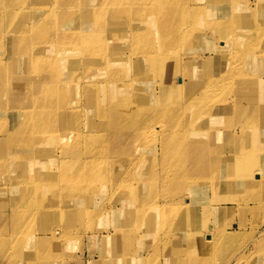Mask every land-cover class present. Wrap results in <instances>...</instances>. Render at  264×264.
<instances>
[{
    "label": "rangeland",
    "instance_id": "rangeland-1",
    "mask_svg": "<svg viewBox=\"0 0 264 264\" xmlns=\"http://www.w3.org/2000/svg\"><path fill=\"white\" fill-rule=\"evenodd\" d=\"M104 6H108V12L105 11L102 15L111 21L107 23L108 28H110L109 31H111L108 33H116L114 31L122 30L125 32L124 26L130 20L129 14L135 16L131 10H143V12L152 10L156 12L155 17H152L154 20L153 25L148 30L139 32L140 29H135L141 35L139 37L143 43L142 48H137V44H134L136 40H134V43L130 45V50H117L118 53L116 51L107 52L108 59L113 55L122 56L123 53L126 54L127 52L132 60L126 63L123 68L130 69L131 75L122 77V83L119 85L107 84L108 77H106L104 79L106 83L101 86L107 84L108 93H110V88L113 85L129 87L128 92L117 94L120 96L128 95L132 91L137 93L140 96L142 108L145 106L147 116L144 122L146 123L145 126L150 128L148 129L149 138H159V142H154L151 145L145 142L143 145L139 141H133L135 138L133 137L135 120L134 115L128 112V105L126 104L119 107L120 112L118 113L119 117H116L118 118L117 121L113 125L110 124L109 118L114 110L110 98L109 102L105 104L106 117L102 119L105 121V125L100 129L101 132L109 135L106 139L92 142L87 140L80 144L78 142L66 144L62 139L55 140L58 134L56 127L58 125L59 129L61 126L58 122H52L51 117H59V113L71 102L77 103L72 105L76 108L71 107L67 117L70 112L77 110L75 118L76 123L77 121L79 123L75 129H72L66 119L65 132L70 131L72 135L76 133L77 136L81 129L84 134H89L91 129L99 131L98 121L101 119L94 105L96 93L99 90V87H96L99 85H93L88 90H83L82 87H80L81 90H68L69 96L62 99L59 96L60 91L56 90L54 93L56 100L53 103H49L43 95L42 101L48 106L45 112L46 120L41 127L39 120L27 119V129L39 126V130L35 129L32 133V136L39 142L42 139L44 141L53 140L52 145L57 141L60 142L57 152L55 151L56 153L50 147L36 150L35 146L39 143L31 144L34 148L31 150L33 155H39L43 151L46 158V160H40L38 157L33 163L39 162V164H42L46 162V166H49L48 171H44L41 175V173L34 170V173L24 179L19 172L23 169L22 165L25 171L26 160L24 157L26 153L18 152L9 143L12 134L8 135L7 132H0V140L7 145H0V218L12 215L9 221L0 223V256L4 250V242L12 240L14 246L15 241L20 239V235L15 232V230H18L27 233L22 240L25 246V254L24 257L22 256V260L30 259L32 264L41 262L45 264H74L75 261H78L79 264H109L105 261L109 254L116 256L114 264H125L130 261L132 253L138 252L139 247L143 245V239H147L146 232L140 236L134 234H137L135 226L138 223L135 222L134 217H131L129 211L126 212L128 215L121 217V222L113 225L111 221L113 219L111 217L112 213L107 211V207L110 209L111 206L115 205L121 210L131 209V202L138 195L146 198L144 205L140 203L138 209H147L148 206L154 204L149 201L148 187L156 195L157 190H154V187L166 183V175L163 173L154 175V180H152V174L140 177V180L145 181L143 182L145 188L142 191L135 190L130 177L133 174L134 154L138 152L141 155L143 152L148 160V157L153 156L156 151L155 155L158 156L160 162L159 170L164 171L171 160H180L179 162L183 167L181 173H178L177 176H181L183 183L188 182L195 187L199 186V188L197 187L198 189L192 191L193 198L188 202L189 213L183 215L189 218L187 223L180 216H162V221L159 222L160 225L156 230V235H159L155 239L152 238L151 241H146V264H169V262L174 264L172 258H169V251L170 249L185 247V240L182 242L177 238H173L178 236L179 232L184 229L192 232V236L197 243L190 247L188 261L196 259L201 261L203 258L202 241H198L196 238L198 239V234H203L205 229L210 228L215 219L212 218L207 227L202 225V219L196 222L194 220L199 217L196 211L201 209L202 202L209 205L213 204L207 200V198L212 199L211 186L208 188L200 186L207 182L209 177H219V174L223 172L221 171L222 168H224V171L233 170V163L235 162L234 166H236L238 164L237 160L242 154L256 152L258 155H262L264 153V141L254 140L260 139L261 133L264 131L262 120L264 118V74L257 76L256 70L260 69L261 66H254L255 61H259L264 57L262 56L264 54V0H107ZM172 11L179 15L182 13L183 17L178 16L176 19H168L165 22L157 14ZM98 21L101 22L103 27V21L101 19ZM158 23L164 24L158 26L156 25ZM165 24L169 26L164 34L161 28ZM125 33L129 34L128 32ZM152 39L158 46V51L154 52L150 48L153 45ZM145 51L158 56L157 60L162 57L161 54L164 52L166 60L171 65L166 69L161 67L163 64L152 68L153 71L149 76L143 74V60L138 58L141 57L140 53ZM196 55L205 62H191V59ZM208 58H211V60L209 61ZM251 65H253V68L250 69ZM220 73L222 76L218 77ZM158 77L159 80L162 79L161 81L165 79V83L158 82ZM256 78L260 79L263 85L256 84L255 92L251 90V92L245 94L248 84L253 83ZM34 89L35 91L38 90V85L33 86L31 89L28 101L37 97L33 95ZM194 89L208 90L201 96L202 104L198 108L196 106L199 105H196L192 100L195 96ZM76 92H81V94L78 95ZM110 94L113 96V92ZM73 96H77L78 100L73 101ZM245 99L248 102L257 104L258 110L243 108ZM123 107L126 109H123ZM154 127L156 129L152 130ZM226 133H230L235 139H238L236 143L239 146L235 145V149L223 146L224 142L221 135ZM19 135L20 133H17L15 136ZM25 136L26 133H23L21 138L23 139ZM115 144L125 145L130 151V155L120 158L118 155L112 154ZM20 145H23V141L20 142ZM14 146H18V143H14ZM11 148L14 152L9 157L8 150ZM222 149L226 155L234 153L235 158L230 156L218 162L216 157H219V153L222 154ZM133 151L132 156L131 152ZM105 152H108V155L112 154L114 159L111 157L99 159V157L105 155ZM91 153H94L92 158H85L86 155ZM57 159L67 162L81 159V165L75 166L69 172L72 177L77 179L83 177L88 170L87 167L84 168V162L100 164L103 161L104 172L99 174L102 180L107 181V185L99 187L98 190L93 189L90 191V185H85V189H80L82 201H90L91 204L84 205L82 208L85 214L78 213L75 215L77 222H73L71 219V225L66 229H63L65 223L61 220V217H52L51 220L42 218L46 216L43 215L42 208L48 203L52 205L51 207L61 209L69 208L64 203L65 199H77L76 202H70L72 206L81 204L78 191L76 192L79 198H69L67 194H71V189L68 190L67 187L58 184L59 174L55 171L59 164ZM127 159L130 161H127ZM112 160H117L121 164L116 165ZM187 161H191L195 166H198L199 171L187 170L185 167ZM107 162L112 163L107 165ZM261 171L264 172V169L261 168ZM49 173L51 174L49 175ZM45 175L47 178H43ZM113 175L116 179L119 178L117 184L111 181ZM100 176L99 180H101ZM205 178L206 181H204ZM48 181H51V183ZM21 184L28 188L29 193L27 195L23 194ZM44 185H48V187H44ZM252 187L251 185L248 186L249 189ZM46 189L50 190L49 195L44 200H39L38 194ZM262 194H264V186L255 189L252 193L241 189L240 193L241 198L251 196L249 199L251 201L257 199V197H262ZM17 196H19L18 200ZM224 197L233 199L234 195H224L220 198ZM14 198H16L15 201L25 200L24 202L29 207L28 210L15 217L13 214V210L16 208V205H13L15 201L8 205ZM147 198L149 199L147 200ZM107 199L112 201V204H107L105 202ZM55 200L56 204L54 203ZM100 208L103 209V212L95 216L94 212ZM220 211H222L219 214L220 219H233L230 224L232 232H235L239 223L245 224L247 232H250V229L259 225L264 218V204L251 205L247 211L240 210L235 214L228 213L226 210ZM207 215L205 214V217ZM171 217V221L168 222L167 219ZM41 227L53 229L48 232L49 238L41 240L33 235L38 228L39 235H41L43 233ZM115 228H119L124 233V239H119V235H113ZM29 229H32V232L28 234ZM59 230H69V232L64 236H62L64 232L57 235ZM94 232L106 236L103 243L91 242L90 238L88 239L89 234ZM246 239L243 237L233 240L234 245H236L235 248L242 247ZM124 243L125 248L123 249ZM120 244H122V247ZM13 251L14 249L11 248L8 259L15 256ZM16 257L18 259L19 255H16ZM0 263L4 264L3 260Z\"/></svg>",
    "mask_w": 264,
    "mask_h": 264
},
{
    "label": "bare ground",
    "instance_id": "bare-ground-1",
    "mask_svg": "<svg viewBox=\"0 0 264 264\" xmlns=\"http://www.w3.org/2000/svg\"><path fill=\"white\" fill-rule=\"evenodd\" d=\"M104 3H107V0H0V132H7L8 135L12 134L9 138V143L12 144V147L18 152L26 153L24 157L26 160L25 171L22 165L23 169L19 172L24 179L34 173V170L42 175L44 171H48L49 168V166H46V162L42 164H39V162H36V164L33 163L38 157L40 160H46V158L44 157L45 154L43 155V151L40 152L39 155H33L31 150L34 148L31 144L39 143L35 146L36 150L50 147L54 153L57 152L60 145L58 141L52 145L51 142H53V140L44 141V139H42L41 142L37 141V139L32 136V133L35 129L39 130V126L27 129V119L39 120V125L42 127V124H44L46 120L45 112L48 108V106L44 104V101H42V96L44 95L49 103H53L56 100L54 96L56 90L60 91L59 96L62 99L69 96L68 90L80 89V87H82L83 90H88L93 87V85H99L96 87H99V90L96 93L94 105L101 120L98 121V132L95 131V129H91L89 134H84L81 129L82 133L79 132L77 136L76 133L72 135L70 131L65 132L66 119L69 127L72 129H75L76 125L79 123L78 121L76 123L75 118L77 110L70 112L67 117V113L71 111V107L76 108L72 105H76L77 103L71 102L63 108L59 113V117H51L52 122H58L61 126L59 129L58 125L56 127L58 134L55 140L62 139L66 144L75 142L80 144L87 140L92 142L106 139L109 135L105 132H101L100 129L105 125V121L102 119L106 117L107 109L105 104L109 102L108 100L110 98L112 99L111 105L113 104L112 108L114 109L109 118L110 124L113 125L117 121L118 118L116 117H119L118 113L120 112L119 107L126 104L128 105V112L134 115L135 120V128H133V137L135 138L133 141H139V143L143 145L145 142H148V145L159 142V138H149L150 133L148 129L150 128L145 126L146 123L144 119L147 114L144 109L145 106L144 108L141 106L140 96L133 91L125 96L117 95L120 92L125 93V91L128 92L130 90L129 87H119L115 85L122 83V77L131 75V70L123 68V66L129 63L132 58L128 56L127 52L126 54L123 53L122 56L113 55L110 59H108L107 55V52L116 51V53H118L117 50H130V45L134 43V40H136L134 44H137V48H142L143 43L139 37L141 36L139 32L148 30L149 27L153 25L154 20L152 17H155L156 12L152 10L146 12H143V10H131L135 16L129 14L130 20L128 24L124 26L126 29L125 32L129 34H126L123 30H113L116 33H108L111 31H109L110 28H108L107 23L111 21L102 15L105 11L108 12V6L105 7ZM157 14H159L165 22H167L168 19H176L178 16L183 17L182 13L179 15L174 11L169 13L159 12ZM99 19L103 21V27L101 26V22L98 21ZM112 20H114V18H112ZM162 24L164 23H158L156 25L160 26ZM168 26V24H165L164 27L161 28L164 34L167 32ZM137 28L140 29L139 32L135 31ZM152 43L153 45L150 46V48H152L154 52L158 51V46L154 43L153 39ZM109 45H111V47H109ZM140 54L141 57L138 59L143 60V74L145 75L149 76L153 71L152 68L162 64L161 67L164 69L171 65L168 60H166L164 52L161 54L162 57L158 60V56L148 51ZM262 56H264V54ZM201 59L202 58L196 55L191 59V62L204 63L205 61ZM208 59L209 61L211 60V58ZM254 63L255 67L257 65L261 66L260 69L256 71L257 76H262L264 74V57ZM251 68H253V65L250 66V69ZM221 76V73L218 74V77ZM106 77H108L107 84H115L110 88V93L113 92V96L108 93L107 84L106 86H101L106 83L104 80ZM159 79L158 77L157 80ZM161 80L158 82L165 83V79H163V81ZM260 81V79L256 78L253 83L248 84L245 94L251 92V90L255 92L256 84L260 83V86L263 85V82ZM37 85L38 90H33V95L37 97L28 101L31 89L33 86ZM205 90L206 89H194L195 96L192 100L196 105H199L196 106L197 108L202 104L200 100L201 96L208 91ZM76 94L80 95L81 92H76ZM72 99L73 101H77L78 97L73 96ZM244 103L243 108H251L254 111L258 110L257 104L248 102L246 99ZM238 107H240V105H238ZM123 109L126 108L123 107ZM262 120L264 123V118H262ZM154 129H156V127L152 130ZM17 133H20V135L15 136ZM23 133H26V136L22 139L21 136ZM261 134L260 139L254 140L264 141V131H262ZM221 136L224 142L223 146L229 149H235V145L239 146V144L236 143L238 139H235L232 134L226 133ZM21 141H23V145H20ZM228 142H230V144H228ZM14 143H18V146H14ZM0 145L7 146L1 140ZM114 148L112 154H116L120 158L130 155V151L125 145L115 144ZM8 151L9 157L12 156L14 152L13 149L11 148ZM155 153L156 151L153 153V156L150 155L147 160L143 152L141 155L138 152L135 154L134 151L131 152V155L133 156L134 154V156L133 174L130 177L134 183L135 190L139 189L142 191L145 188L143 183L145 181L140 180V177L152 174V180H154V175L159 173L166 175V183L154 187V190H157L156 195L154 194L155 192H151L150 187H148L150 199L147 198V200L149 199V201L154 204L148 206L147 209H138L140 203L144 205L146 201L144 196L138 195L136 199L132 200L130 205L131 209L121 210L115 205L113 207L111 206L110 209L107 207V211L112 213L111 217L113 219H111V221L113 225H117L118 222H121V217L128 215L126 212L129 211L131 217H134L135 222L138 223L135 226L137 234H134L140 236L146 232L145 235L147 239H143V245L139 247V251L136 253L133 252L130 261H127L125 264L147 263V257H145V252L147 251L146 241H151L152 238L155 239L159 235H156V230L160 225L159 222L162 221L163 215L180 216V218L185 219L187 223L189 218L183 215L189 213L188 202L193 198L192 191L199 188V186H197V188L194 185H190L188 182L183 183L181 176H177L178 173H181L183 167L179 162L180 160H171L169 166L164 171L159 170L158 167L160 162ZM93 154L94 153L88 154L85 158H92ZM104 154L105 155L99 157V159H107L108 157L113 158L112 154L108 155V152ZM230 156L235 158L234 153H228L226 155L222 149V154L219 153V157L216 158L219 162V160H225L226 157ZM80 160L81 159L70 162L58 160L59 164L55 168V171L59 174L58 184L67 187L68 190L71 189V194H67L69 198H79L76 191L80 194V189H85V185L91 186L90 191L93 189L98 190L99 187H105L107 185V181L102 180L99 174H103L104 172L103 161H101L100 164L84 162V168H88L85 175L79 177V179L72 177L69 172L73 170L75 166L81 165L82 160ZM127 161L130 160L127 159ZM112 162L116 165L121 164L117 160H112ZM237 162L238 164L236 166H234L235 162L233 163V170L224 171V168H222L221 171L223 172L221 174H219L220 171L217 172L219 177H209L208 181L200 186H205L206 188L211 186L212 199L210 200V198H207V200L209 203L212 202L213 204L209 205L206 202H202L201 209L196 211L199 217L194 220L196 222L202 219V225L207 227L211 219H215L210 228L205 229L203 234H198V239L196 238V240L202 241L203 258L201 261L200 259L188 261L190 247L197 243L192 236V232L184 229L179 232L178 236L173 237L182 242L185 240L184 248H175L169 251V258H172L174 264H199L200 262L202 264H264V218L259 225L252 227L250 232H247L245 224L239 223L235 229V233L234 231L232 232L230 225L233 219L222 220L219 217V214L222 213L220 210H226L228 213L235 214L240 210L247 211L250 209L251 205L258 206L264 204V194H262V197H257V199L252 201L249 200L251 196L241 198L240 195L241 189L252 193L255 189L264 186V172L261 171V168L264 169V153L262 155H258L256 152H251L249 154L244 153L238 158ZM111 163L107 162V165ZM185 167L187 170L199 171V167L195 166L191 161H187ZM50 174L51 173H49V175ZM99 176L101 180H99ZM43 178H47V176L45 175ZM118 180L119 178L116 179L114 175L111 177V181L116 182V184ZM204 181H206V178ZM48 182L51 183V181ZM249 185L253 187L249 189ZM20 187L23 189L24 195L29 193L28 188L23 184H21ZM44 187H48V185H44ZM49 191V189H46L40 192L37 196L38 199L44 200L49 195ZM230 194L234 195L233 199H229L228 197L220 198ZM16 198L18 200L19 196ZM16 198L12 199L8 205H11ZM17 200L13 204L16 205V208L13 210L14 217L19 216L29 209L24 202L25 200ZM82 200L83 198H81V204L79 206H72L70 202H76L77 199H65L64 203L66 206H69L67 209L54 208L48 203L42 208L43 215H46L42 218L51 220L52 217H61V220L65 223L63 229H66L70 227L71 219L73 222H77L75 215L78 213L85 214L82 207L91 204L90 201L83 202ZM55 202L56 200L54 203ZM105 202L107 204H112V201L109 199ZM102 212L103 209L100 208L94 212V215L98 216ZM205 214H208L207 217H205ZM9 218H12V215L0 218V223L9 221ZM171 219L172 217L168 218L167 221L170 222ZM23 220L25 221L26 219ZM41 229H43L41 235H39V228L33 235L41 240L49 238L48 232L53 229L47 227H41ZM15 232H17V235H20V239L15 241L14 246L12 245V240L4 242V250L0 256V261L3 260L4 264H32L30 259L26 258L25 261L22 260V256L24 257L25 254V246L22 240L27 233L18 230H15ZM31 232L32 229H29L28 234ZM63 232L64 234L62 236L68 233L69 230H59L57 231V235ZM113 235H119V239H124V233H122L119 228H115ZM243 237L244 239L247 238L245 240L246 242L242 247L235 248L236 245H234L233 240ZM89 238L91 242L103 243L106 236L94 232L89 234L88 239ZM120 246L122 247V244H120ZM11 248L14 249L13 253L15 256H13L14 258L8 259ZM124 248L125 243L123 249ZM16 255H19L18 259ZM115 260L116 256L110 254L109 257L105 259L109 264H114ZM39 264L45 263L41 262ZM74 264H79V262L75 261Z\"/></svg>",
    "mask_w": 264,
    "mask_h": 264
}]
</instances>
